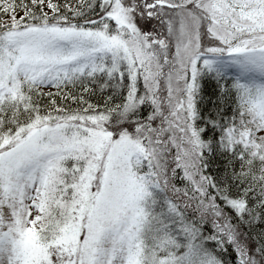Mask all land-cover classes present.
<instances>
[{
    "label": "snow or ice",
    "instance_id": "6c2138e0",
    "mask_svg": "<svg viewBox=\"0 0 264 264\" xmlns=\"http://www.w3.org/2000/svg\"><path fill=\"white\" fill-rule=\"evenodd\" d=\"M0 264H264V0H0Z\"/></svg>",
    "mask_w": 264,
    "mask_h": 264
}]
</instances>
